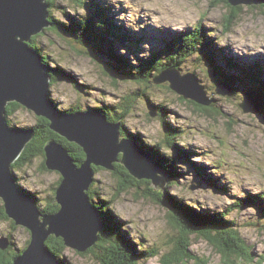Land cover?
I'll list each match as a JSON object with an SVG mask.
<instances>
[{
    "label": "rangeland",
    "instance_id": "obj_1",
    "mask_svg": "<svg viewBox=\"0 0 264 264\" xmlns=\"http://www.w3.org/2000/svg\"><path fill=\"white\" fill-rule=\"evenodd\" d=\"M214 2L88 0L89 11L95 7V3L103 5L105 14L111 21L123 27L130 35V39L124 43L116 35L110 37L113 48L128 58L132 65H136L142 58H151L158 51L162 52L163 61L167 57L165 51L175 36L181 33L191 34L201 24L208 41L215 44L214 53H203L206 57L200 53L194 54L180 70L183 74L195 72L205 85L207 93L214 98L215 110L208 112L200 110L195 101L185 99L171 89L169 82L157 84L154 78L160 73L151 74V83L140 84L126 80L119 73L120 70L113 67L116 64L109 51L111 43L106 42L101 49L94 43L84 44L66 33L49 28L43 34L34 36V44L49 56L50 67L65 70L63 77L50 87L51 100L60 112H77L68 110L75 107L84 112L101 107L108 108L109 113L117 116L120 115L123 98L132 93L138 94L140 97L125 124L130 137L144 149L143 144H157L164 137L162 119L157 113L152 115V112H158L159 106L165 107L166 112L163 114L167 121L180 133L179 146L189 149V152L188 156H184L170 149L162 150L164 154L176 155L180 173L174 185L170 184L169 177L164 190L205 212L224 211L251 194L264 196V109L257 113H247L240 106L247 91L252 88L259 91L255 78L264 84V7L230 5L239 8L240 12L231 28L227 29L226 19L232 16L233 8L225 3L213 5ZM52 11L55 18L64 23H72L73 18L78 19L85 14L82 7L70 0H56ZM216 56L220 71L210 63L215 61ZM254 65L259 67L258 70L261 69V73L256 74L255 78V74L248 76L245 73L243 77L240 75L232 94L224 96L215 91L217 82L226 81V74L234 76L233 72H244L243 68ZM210 70L217 71V79L209 76ZM52 79L51 76L50 83ZM76 82L80 84L79 87ZM5 116L10 120L11 127L16 129L21 127L35 130V125L39 122V117H30V111L22 109L9 116L5 113ZM121 127V136L125 137L122 133L123 124ZM198 166H205L208 174L202 175ZM14 173L23 189L36 194L38 204H46L52 197V191L57 185L56 171L42 169L41 157L23 167L14 168ZM118 186V177L112 170L102 169L96 172L92 186L98 192L93 195L96 196V202L104 199L108 206V201L113 199L108 208L120 220L124 231L129 232L138 243L137 247L142 251L143 248L161 250L160 255L141 260L139 264H166L164 257L171 249L175 246L182 249L172 240L176 239L179 232L169 222L168 208L144 196L147 186L145 183L141 184V189L134 188L116 197ZM262 205L264 206V198ZM263 214L260 208L254 206L230 213L229 218L236 220L242 236L253 246L254 262L239 261L238 264H264ZM13 221L11 218L0 219V232L10 238L11 244L14 243V250H23L31 239V232L24 226H15ZM189 242L187 247L190 252L202 258L203 262L193 260L181 264L224 263L220 253L205 238L192 236ZM80 253L67 247L60 263L100 264L94 253Z\"/></svg>",
    "mask_w": 264,
    "mask_h": 264
},
{
    "label": "water",
    "instance_id": "obj_2",
    "mask_svg": "<svg viewBox=\"0 0 264 264\" xmlns=\"http://www.w3.org/2000/svg\"><path fill=\"white\" fill-rule=\"evenodd\" d=\"M227 1L233 6L264 5V0ZM47 2L0 0V199L8 217L16 225L28 228L32 236L30 244L13 264H61L46 245L51 235L62 237L67 247L82 253L98 242L103 222L100 210L89 195L95 182L94 167L113 171L115 163L120 162L136 179L150 180L151 186L163 191L169 181L168 172L150 152L137 145L132 137L121 136L120 121H110L98 109L86 113L82 110L60 112L52 102L49 67L42 53L31 45L33 36L53 24ZM217 75L216 70L209 71L210 77L217 79ZM154 79L157 84L169 82L171 89L199 105L214 104V98L196 73L183 74L169 67ZM215 91L228 96L234 87L227 81L217 82ZM9 102L21 104L20 109L30 111V117L47 118L55 133L78 144L86 154L85 161L78 165L63 143L51 139L45 145L46 170L56 171L57 177L56 192L52 191V197L60 205L56 213H43L36 197L18 184L11 169L33 139L35 130L10 127L5 116ZM240 106L247 113H257L264 109V98L253 88L245 93ZM42 163L41 157V167ZM8 239L0 232L1 249L10 246Z\"/></svg>",
    "mask_w": 264,
    "mask_h": 264
},
{
    "label": "trees",
    "instance_id": "obj_3",
    "mask_svg": "<svg viewBox=\"0 0 264 264\" xmlns=\"http://www.w3.org/2000/svg\"><path fill=\"white\" fill-rule=\"evenodd\" d=\"M55 1L56 0H49L50 8L48 10L51 14L52 22L54 23L52 27H49V29L66 33L75 40L84 44L94 43L95 45L101 47V49L104 48L106 42L111 43L110 54L114 57L116 64L113 65V67L116 68V70H120L119 73H121L125 79L129 81L140 84L145 82L151 83V80L149 79L152 73H161L163 70L169 67L178 68L180 70L183 64L194 54L200 53L203 55L204 53L206 55H210V53H214L215 50V44L208 41L204 29L201 27V24H199L197 29H195L191 34L181 33L178 36H175L174 40L170 42L168 49L165 51L167 57L163 61L162 52L158 51V53L152 54L151 58H142L137 62L136 65H132L130 62H128V58H125L123 55L119 54L115 48H113V42L110 37L116 35L118 40L124 43L127 41L126 39H130V35H128L120 26H117L111 21L108 15L105 14L103 5L95 3V7L89 11L88 0H70L82 7L85 10V14L78 17V19L73 18L72 23H64L56 19L53 14L52 8L55 6ZM214 1L215 2L213 5L225 3V5L233 8L230 6L227 0ZM260 7H264V5H261ZM231 12L233 13L232 16L230 15L226 19L227 26L225 25V27H227V29L229 27L231 28L233 20L237 18L240 9L233 8L231 9ZM35 38L36 37H33L31 45L40 51V49L34 44ZM203 56L206 57L205 55ZM44 58L48 59L49 56L44 55ZM181 58L183 60H181ZM217 59L218 58L216 56L215 61L210 63L217 71H220V67L218 66L219 64H217L219 59ZM46 62L49 65V61L46 60ZM252 68L255 70L253 71ZM258 68V66L254 65L243 68L244 72L243 70L240 73L233 72L234 76L226 74L225 80L232 86H236L240 80V75L243 77V75L246 74L248 76L249 74H255V78L256 74L261 73V69L258 70ZM49 70V73L53 78L51 83L52 85L55 82L57 83V81L63 77V72L65 71L60 67H50ZM254 80L257 81L256 86H258L259 92L262 93L264 98V84L260 83L257 78ZM76 85L79 87L80 84L76 82ZM138 97H140V95H134V93L124 97L123 101L120 103V115L117 116L109 113L110 110L108 108L103 109L100 107L91 109H100L104 111L112 121L120 120L124 128L122 131V133H124L123 135L125 137L130 136L131 134L126 128L125 120L134 109ZM196 105L200 110L205 112H208L209 110H215L214 104L210 107L201 106L197 103ZM21 107L23 106L17 102H10L7 106L6 115L9 116L14 114V112ZM159 108L160 110L156 112L157 115H160V118L164 124V137L157 141V144L147 143L143 144V146L144 149L150 152L153 158L159 162L161 166L168 172L169 177L171 178L170 184L174 185L176 184V178L178 179L177 175L180 174L177 169L178 159L176 155L162 153V150L170 149L171 151L178 153V155L188 156L187 153L189 152V149L179 146L178 138L180 137V133L178 129L167 121V117L163 114L166 112L164 110L165 107L159 106ZM68 110L78 111L81 109L79 107H75ZM49 123L50 122L47 118L39 117V122L35 125V136L27 144L21 156L12 165L13 170L14 168H20L28 163L33 162V160L37 157L43 158L42 168L47 169L45 164L46 158L44 147L52 138H56L70 150L71 155L76 160L78 165L85 161L86 154L83 148L76 143L68 141L65 137L55 133L50 128ZM94 168L95 172L103 169L102 167ZM198 170L202 173V175L208 174L206 173L205 166H198ZM113 173L117 175L119 181V186L117 187V192L115 195L116 197L134 188L136 190L141 189V184L145 183L147 186L144 189V196L152 199L155 203L162 204L168 208L169 222L179 232V234L176 236L177 240L174 238L172 240L175 241V244L181 246L182 249H178L177 246L171 249L169 254L164 257L166 264H181L182 262L188 263L189 261L193 260L198 263L203 262L202 258L190 252L189 247H187L190 243L189 239L192 236L201 237L208 240V242L211 243V245L220 253L223 260L222 262H224L223 264H238L239 261L254 262L255 259L253 257V246L247 243L238 228L236 220L229 218V215L234 210H243L247 206L258 207L264 213V206L262 205L264 196L262 194L248 195L224 211L215 210L205 212L200 211L193 205L187 204L185 200L179 198L178 196L171 195L170 191L156 190L155 188L151 187L150 180L136 179L120 162L115 163V169L113 170ZM60 181L61 179L58 181V185L60 184ZM92 186L89 190V194L93 204L100 210V214H102L104 228L99 234L98 242L87 252H81L80 254L94 253L100 264H139L141 260H149L150 258L160 255L161 250L158 248H143L142 251L137 247L138 243L134 241L129 232L124 231L120 220L112 213L111 210H109L108 206L113 202V199L108 201V203H110L108 206L104 199L97 203L96 196L93 195L98 194V192L94 191ZM56 189L57 187L54 188L55 192ZM31 194L36 197L35 193L32 192ZM48 200L49 201L46 204H39L41 210L49 214L56 213L60 209V205L56 203L55 197H50ZM194 204L197 203L195 202ZM0 219H10L5 211L4 204L1 199ZM13 223L15 226H17L14 221ZM30 242L31 239H29L24 249L27 248ZM13 245L14 243H10V246L7 249L0 248V264H13L14 260L23 252L24 249L19 251L14 250ZM46 245L50 251L57 255L62 263L63 253L67 249L64 239L62 237L51 235L47 240Z\"/></svg>",
    "mask_w": 264,
    "mask_h": 264
},
{
    "label": "bare ground",
    "instance_id": "obj_4",
    "mask_svg": "<svg viewBox=\"0 0 264 264\" xmlns=\"http://www.w3.org/2000/svg\"><path fill=\"white\" fill-rule=\"evenodd\" d=\"M46 2H47V0H46ZM47 3H48V2H47ZM48 4H49V3H48ZM48 9H49V8H48ZM51 26H52V25H51ZM51 26H50V27H51ZM121 26H122V25H121ZM43 28H44V27H43ZM43 28H42V29H43ZM119 28H120V27H119ZM121 28L123 29V27H121ZM43 30H44V32H45L46 28H44ZM46 31H47V30H46ZM44 32H41L40 35L43 34ZM126 33H127V31H126ZM127 34H128V33H127ZM35 36H36V35H35ZM33 37H34V36H33ZM126 40H127V39H126ZM109 51H110V50H109ZM40 52H41V50H40ZM42 55H43V57H44L45 54L42 53ZM44 59H45V58H44ZM46 60H48V59H46ZM46 60H45V63H46V65L50 68V66L47 64ZM85 113H86V112H85ZM8 123H9V120H8ZM9 125H10V124H9ZM10 127H11V125H10ZM12 128H13V129H16V128H14L13 126H12ZM18 129H21V128H18ZM150 155H151V154H150ZM11 169H12V171L14 172L12 166H11ZM34 200H35V199H34ZM8 238H9V237H8ZM8 241H9V239H8Z\"/></svg>",
    "mask_w": 264,
    "mask_h": 264
}]
</instances>
